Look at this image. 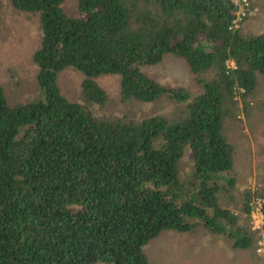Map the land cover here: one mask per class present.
Returning a JSON list of instances; mask_svg holds the SVG:
<instances>
[{"label":"trees","instance_id":"1","mask_svg":"<svg viewBox=\"0 0 264 264\" xmlns=\"http://www.w3.org/2000/svg\"><path fill=\"white\" fill-rule=\"evenodd\" d=\"M62 1L10 0L38 16L39 94L10 104L0 85V264H159L144 245L197 222L248 245L236 212L218 202V178L232 167L223 119L241 99L246 108L258 78L264 105V31L233 26L229 0H76L72 15ZM166 54L183 59L196 93L143 71ZM66 66L82 73L83 102L57 87ZM107 73L118 75L120 98L164 95L181 113L93 114L106 98L95 77ZM252 199L247 190L249 217ZM260 210L264 224V201Z\"/></svg>","mask_w":264,"mask_h":264},{"label":"rangeland","instance_id":"2","mask_svg":"<svg viewBox=\"0 0 264 264\" xmlns=\"http://www.w3.org/2000/svg\"><path fill=\"white\" fill-rule=\"evenodd\" d=\"M249 6L235 26H239L244 34L264 31V0H251ZM61 7L65 13L75 14L76 0H63ZM39 37L36 12L19 10L10 0H0V85L10 104L39 94L36 66L31 60V52L38 45ZM226 62L233 65L230 59ZM142 69L158 82L181 85L191 95L197 91L192 73L178 56L166 54L159 62L144 65ZM81 77L82 73L72 67L60 69L56 74L60 93L69 100L81 102ZM95 81L106 94L104 102L89 105L93 114L98 116L124 115L139 119L164 114L173 117L183 109L182 102L164 95L150 101L120 98L116 74H100ZM241 100L237 101L234 113L223 119V134L231 145L232 167L220 172L222 177L218 181L222 190L218 192V202L236 212L239 225L245 228L249 237V244L233 246L228 234L210 231L197 222L188 231L168 229L149 240L144 249L151 261L159 264H264L263 217L259 220L255 212L254 217H249L242 209V198L247 190L253 193V198L257 197L261 203L264 201V105L260 78L253 93L244 98L245 109ZM189 164V149L186 147L180 171L186 170ZM229 176L234 182L228 187L225 177Z\"/></svg>","mask_w":264,"mask_h":264},{"label":"built area","instance_id":"3","mask_svg":"<svg viewBox=\"0 0 264 264\" xmlns=\"http://www.w3.org/2000/svg\"><path fill=\"white\" fill-rule=\"evenodd\" d=\"M234 6V18L232 19L233 22V26L236 25V22L238 19H240V17H242L245 14L246 9H249V0H229ZM255 7L252 9L254 10ZM251 12V9L250 11ZM236 97V96H235ZM251 204V210H250V215L253 216V213L255 212L257 214V218H259V220L262 219V212L260 210V206H261V202L260 200L255 197L250 201Z\"/></svg>","mask_w":264,"mask_h":264}]
</instances>
